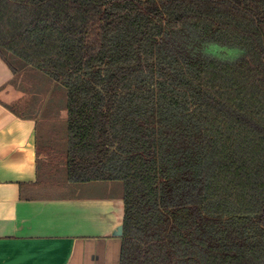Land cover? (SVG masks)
I'll use <instances>...</instances> for the list:
<instances>
[{
	"label": "trees",
	"instance_id": "16d2710c",
	"mask_svg": "<svg viewBox=\"0 0 264 264\" xmlns=\"http://www.w3.org/2000/svg\"><path fill=\"white\" fill-rule=\"evenodd\" d=\"M0 56L17 116L64 96L37 181L120 184L121 264H264V0H0Z\"/></svg>",
	"mask_w": 264,
	"mask_h": 264
},
{
	"label": "crops",
	"instance_id": "0c3cea01",
	"mask_svg": "<svg viewBox=\"0 0 264 264\" xmlns=\"http://www.w3.org/2000/svg\"><path fill=\"white\" fill-rule=\"evenodd\" d=\"M14 78L0 56V88ZM37 120L0 102V264H121L120 184L37 181Z\"/></svg>",
	"mask_w": 264,
	"mask_h": 264
},
{
	"label": "rangeland",
	"instance_id": "374dc122",
	"mask_svg": "<svg viewBox=\"0 0 264 264\" xmlns=\"http://www.w3.org/2000/svg\"><path fill=\"white\" fill-rule=\"evenodd\" d=\"M212 49L213 51L220 53L219 55L227 57H234L239 51L230 49L228 46H223L222 48L217 46ZM13 64L21 70V61L14 59ZM19 82L20 85L15 88V91L13 90V95L7 97L6 100L9 104H12V101L16 98H21L23 96L22 99H25L23 111L28 115L33 113L38 117L37 137L39 148L44 152L49 146H53V149L59 154L60 151L65 149L64 143L66 132V110L64 96L60 87H57L52 83L50 85V83L46 82V79L41 78L36 74L26 72L22 75ZM25 90H28V92ZM53 93L55 97H53ZM28 99L30 100L29 104H27ZM45 157L46 155L41 153L40 161L44 160ZM55 158L59 159L58 157ZM53 177L56 178V176ZM87 188L88 190H83L81 193L86 194L87 191L88 193L91 192L90 190L92 189L90 185H88Z\"/></svg>",
	"mask_w": 264,
	"mask_h": 264
},
{
	"label": "water",
	"instance_id": "95a60500",
	"mask_svg": "<svg viewBox=\"0 0 264 264\" xmlns=\"http://www.w3.org/2000/svg\"><path fill=\"white\" fill-rule=\"evenodd\" d=\"M123 230H124V226L123 225H121V226H119L118 228H117V231H116V235L117 236H122L123 235Z\"/></svg>",
	"mask_w": 264,
	"mask_h": 264
}]
</instances>
